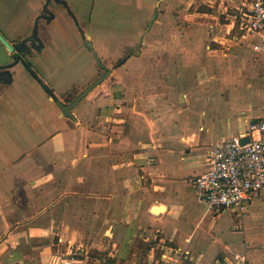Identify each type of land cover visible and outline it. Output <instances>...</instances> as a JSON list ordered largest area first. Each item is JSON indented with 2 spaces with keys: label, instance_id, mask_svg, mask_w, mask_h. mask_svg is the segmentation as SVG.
<instances>
[{
  "label": "crops",
  "instance_id": "crops-1",
  "mask_svg": "<svg viewBox=\"0 0 264 264\" xmlns=\"http://www.w3.org/2000/svg\"><path fill=\"white\" fill-rule=\"evenodd\" d=\"M209 2L197 13L211 14ZM194 6L0 0L13 47L0 42V71L12 75L0 85V264H47L68 245L109 264H230L232 252L264 264V190L245 216L207 224L193 183L212 146L264 119V54L253 50L264 32L227 44L224 10L209 32L177 31ZM108 40L123 44L112 51ZM22 41L30 69L13 64ZM110 56L124 62L100 77ZM220 214L233 220L223 236Z\"/></svg>",
  "mask_w": 264,
  "mask_h": 264
},
{
  "label": "built area",
  "instance_id": "built-area-1",
  "mask_svg": "<svg viewBox=\"0 0 264 264\" xmlns=\"http://www.w3.org/2000/svg\"><path fill=\"white\" fill-rule=\"evenodd\" d=\"M210 1L209 5L218 4L225 14L231 12L233 29L226 35L227 44L241 45L246 38L264 32V0ZM49 16L47 12L43 14L45 19ZM253 50L264 54V43L254 45ZM243 139L248 142L243 144ZM207 161L210 170L193 179L199 201L216 214L232 211L245 216L252 202L264 190V119L248 121L243 134L212 146ZM92 257L90 248L68 245L47 264H87ZM239 263L245 264V257L232 252L230 264Z\"/></svg>",
  "mask_w": 264,
  "mask_h": 264
},
{
  "label": "rangeland",
  "instance_id": "rangeland-1",
  "mask_svg": "<svg viewBox=\"0 0 264 264\" xmlns=\"http://www.w3.org/2000/svg\"><path fill=\"white\" fill-rule=\"evenodd\" d=\"M193 3H195V9L191 8L190 13H189V18L186 24H182V22H178V24L176 25V30L181 32L182 30H190L192 32L195 33H204V32H209L211 30V25H213V21L212 19H215L216 22L220 23L221 21H225V14H223V10L222 8H220L218 6V4L216 6H214V8L212 9V13L208 14L206 17H203L202 15L198 14V10L202 9V5L204 4L203 1L204 0H191ZM205 7V6H204ZM207 9V8H204ZM212 15V16H210ZM214 15V16H213ZM214 17V18H213ZM111 26V24H109ZM109 25H105V27L109 26ZM184 28V29H183ZM106 45H110L111 47H109L112 51H114V46H122V41L120 40H108L105 42ZM145 46V41L142 40L139 42L138 46L135 47L131 53L133 54V57L137 58V54L140 52V49L143 48ZM124 57L120 56V57H109L108 59H105L104 61H102L101 63L105 66H100V77H102L103 75H108L110 74V70L114 71L116 70L120 65H122V63H120V60H122ZM133 62V61H132ZM99 77V78H100ZM103 78L98 79L97 81L101 80V82L103 81ZM95 81V82H97ZM205 209L206 207L203 206ZM212 215H215L214 212L211 211V215L208 217L207 220V224H210V218ZM221 218H219L218 220H216L214 222L215 225V230L216 232H222L221 236L225 235L228 229V225H230L231 222H233L232 220V216L230 214H220ZM239 234L236 233H232L231 237L229 238V242H233L234 236ZM96 257L93 254V259L87 263V264H109L107 259H104L102 257Z\"/></svg>",
  "mask_w": 264,
  "mask_h": 264
},
{
  "label": "trees",
  "instance_id": "trees-1",
  "mask_svg": "<svg viewBox=\"0 0 264 264\" xmlns=\"http://www.w3.org/2000/svg\"><path fill=\"white\" fill-rule=\"evenodd\" d=\"M199 12H203L206 13L208 11H210L209 9H204V7L202 6V9L198 10ZM36 40V38L33 39V42ZM27 42L28 41H22L20 42L17 47H16V55H15V62L13 64H16L19 61H23L26 66L30 69V64L28 62H26L25 60V55L29 53V49L27 47ZM37 49H40V47H36ZM124 60H121L120 63H123ZM12 82V75L10 73V71L8 69H4L2 71H0V85H9ZM47 90H49L47 88ZM50 91V90H49ZM51 93V92H49Z\"/></svg>",
  "mask_w": 264,
  "mask_h": 264
},
{
  "label": "water",
  "instance_id": "water-1",
  "mask_svg": "<svg viewBox=\"0 0 264 264\" xmlns=\"http://www.w3.org/2000/svg\"><path fill=\"white\" fill-rule=\"evenodd\" d=\"M0 42L10 51L13 52V47L6 41V39L0 34ZM101 83V80L95 82L91 87H89L79 98L78 101L81 99V97L85 96L89 91H91L94 87H96L98 84ZM72 106L70 107H66L61 105V108L64 112H69V110L71 109ZM248 142V139H243L242 143L245 144ZM239 264H243V263H239Z\"/></svg>",
  "mask_w": 264,
  "mask_h": 264
}]
</instances>
